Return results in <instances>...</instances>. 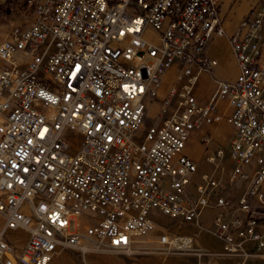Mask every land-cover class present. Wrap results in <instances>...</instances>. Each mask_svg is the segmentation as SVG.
Instances as JSON below:
<instances>
[{
  "label": "built area",
  "instance_id": "1",
  "mask_svg": "<svg viewBox=\"0 0 264 264\" xmlns=\"http://www.w3.org/2000/svg\"><path fill=\"white\" fill-rule=\"evenodd\" d=\"M22 4L0 41V264H49L66 248L132 254L159 215L221 242L215 251L160 225L165 255L264 264V0L230 34L222 0ZM217 37L237 73L215 78L204 102L195 88L217 66L206 53ZM222 120L229 180L247 185L235 202L221 194L212 204L218 180L192 184L197 165L184 150L193 130ZM223 153L207 159L217 165Z\"/></svg>",
  "mask_w": 264,
  "mask_h": 264
},
{
  "label": "crops",
  "instance_id": "2",
  "mask_svg": "<svg viewBox=\"0 0 264 264\" xmlns=\"http://www.w3.org/2000/svg\"><path fill=\"white\" fill-rule=\"evenodd\" d=\"M257 2L255 0L254 4ZM251 0H242L234 3L233 0H222L221 16L223 25L228 34L234 32L240 20L249 12L251 7ZM232 6V7H231ZM236 7V8H235ZM224 45L226 55L224 60L215 52L216 45ZM206 53L217 60L215 66L210 72H202L199 76L197 86L195 88L196 96L202 100L207 101L209 93L214 87V79H232L237 73V65L232 58L227 39L224 37H217L212 40L206 47ZM149 109H153L154 113H149V119L153 120L158 111V104L152 103ZM219 111L227 114L230 111L226 102H221ZM150 112V111H149ZM231 134V126L224 120L211 127H204L192 131L187 142L184 153L192 158L197 165V171L192 176V184L201 183V175H212L218 180L219 185L211 196L210 201L213 204L219 195H223L228 200L236 201L240 193L245 189L247 180H234L230 182L229 172L231 171V163L228 154V140ZM223 149V157L215 163L208 161L207 157L215 152L217 149ZM217 212L216 208H209L203 211L201 215L202 224L209 228L211 226V219ZM181 227L174 230L181 234L193 236L195 242L203 247L219 251L221 249V242L217 240L210 232L205 229H197L194 225L180 224ZM25 233H21L22 240L25 239ZM136 244V248H138ZM227 260L217 259L214 264H226Z\"/></svg>",
  "mask_w": 264,
  "mask_h": 264
},
{
  "label": "rangeland",
  "instance_id": "3",
  "mask_svg": "<svg viewBox=\"0 0 264 264\" xmlns=\"http://www.w3.org/2000/svg\"><path fill=\"white\" fill-rule=\"evenodd\" d=\"M23 1L24 0H19L17 6L12 5V9L8 6L0 7V41L6 37L12 24L16 23L18 20L17 9L23 6ZM233 1L234 3H236V1L239 3L242 0ZM0 2L4 3L5 0H0ZM254 2L255 0H251V5L254 4ZM215 52L224 60L226 55L224 45H216ZM172 74L173 71H169V75L171 76ZM149 111L150 114L154 113L153 109H149ZM151 121V119H146V124H149ZM157 222L159 226L154 232L137 239L136 244L140 247L136 248L132 254L98 252L90 248L86 251L66 248L57 253L49 264H195V257L193 255H165L157 249L159 245L156 243V236L160 233V225L173 230L181 227L178 222L160 215L157 217ZM200 222H202L201 218ZM1 223L2 219L0 218V225Z\"/></svg>",
  "mask_w": 264,
  "mask_h": 264
}]
</instances>
